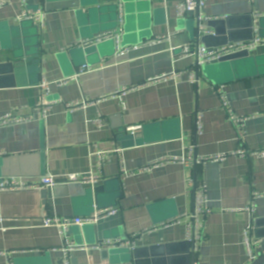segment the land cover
I'll list each match as a JSON object with an SVG mask.
<instances>
[{
    "label": "crops",
    "instance_id": "0c3cea01",
    "mask_svg": "<svg viewBox=\"0 0 264 264\" xmlns=\"http://www.w3.org/2000/svg\"><path fill=\"white\" fill-rule=\"evenodd\" d=\"M9 1L0 9V62L19 46L39 56L38 65L29 63L24 75L0 76V116L32 115L44 80L51 83L47 100L53 108L44 120L33 115L27 122L0 127V179L91 170L102 178L95 186L59 183L49 191L46 205L41 188L0 191V252L5 253L0 264H67V259L70 264H119L114 247L103 243L145 229L154 230L134 245L172 246L163 257L180 264L193 258L196 264H250L264 254V157L230 154L243 147L264 149V44L234 68L225 64L223 76L214 73L222 66L219 61L197 67L196 56L181 51L185 45L215 48L249 40L254 32L264 39V0H206L199 13L200 37L197 15H177L182 0H123V45L129 47L123 56L116 55L114 40L77 45L116 26L114 0ZM24 11H43V25L20 20ZM228 18L229 30L220 23ZM84 65L93 70L75 77ZM174 69L183 72L177 84L149 85L73 112L66 108ZM193 73L195 82L190 81ZM218 86L238 115H259L246 122L242 139L227 118ZM134 126L140 128L128 131ZM115 148L122 152L110 154L100 169L91 153ZM222 153L230 155L193 168L170 163L142 170L169 155ZM192 178L205 182L209 200V212L202 217L204 235L196 245L187 237L195 200ZM254 192L262 195L250 213L246 208ZM95 201L118 212L93 225L73 226L66 238L57 228L41 225L44 217H88L97 209ZM246 233L258 242L255 256L248 253ZM66 241L77 246L68 255L62 249Z\"/></svg>",
    "mask_w": 264,
    "mask_h": 264
},
{
    "label": "built area",
    "instance_id": "2783aa9c",
    "mask_svg": "<svg viewBox=\"0 0 264 264\" xmlns=\"http://www.w3.org/2000/svg\"><path fill=\"white\" fill-rule=\"evenodd\" d=\"M9 3H11L9 0H0V9L7 6ZM206 4V0H182L180 4L177 6V15L178 17L185 18L192 13H200V10L203 9V7ZM44 12L38 11L36 13H30L27 11H24L20 16V20H32L34 23L40 22L41 25H43V18H44ZM117 26L115 29L99 33L95 35L92 38L89 39H82L80 40L77 45L80 47H90V46H96L99 43L106 41V40H114L115 46H116V55L117 56H123L129 51V47H126L123 45V37L125 33V24L126 23V14L124 9L123 0L117 1ZM264 44V39L261 38L257 33L254 32V36L252 39L244 40V41H238V42H228L224 45H219V47L210 48L205 45H185L184 47H181V51L183 55H195L196 56V64L197 67H200L202 65H205L207 63L216 62L222 60L223 58L240 53V52H248L252 53L254 52L258 47L262 46ZM93 69L88 67L87 65H84L81 67L78 74L75 75V77H78L79 74H83L89 71H92ZM183 72L172 70L168 73H163L161 75L151 77L147 79L144 83H141L136 86H126L122 87L121 89L115 91V93H110L108 95H102L98 99L94 100H83V101H73L66 104L67 110L70 112L76 111L81 108H87L88 106L99 104L101 101L107 100L109 98H117V97H124L128 93H132V91L149 86L154 85L158 83H164L173 81L174 83H178V81L182 78ZM196 75L193 73L190 76V81L195 82ZM49 82L43 81L40 83V88L42 89V96L41 101L38 105L33 108V114L32 115H21L17 114L15 112H9L3 116H0V127L7 126L8 124H15L24 122L33 117V115L37 116L39 119H46L53 108V104L47 100L48 93H49ZM215 91L220 96L222 101V106L224 110L227 113L228 120L236 127L237 131H239V136L242 139L244 136V127L248 120L254 117H258L259 115H254L252 117H245L238 115L230 101L227 99V96L223 93V90L221 87H215ZM97 126L101 127L103 125V120L101 118H98L96 121ZM140 126H134L131 128H128V131L134 132L137 129H139ZM200 129V128H199ZM122 152L120 148H115L112 151H95L91 153V156H97L98 165L99 168L102 169V166L105 162L108 161L110 158V154L112 153H120ZM231 155H240V156H248V157H264V149L259 150H253L248 148H240L236 151L233 150ZM230 154L228 153H222V154H216L209 157H179L175 155H169L162 158L155 159L150 162L146 167H144L142 170L148 171L157 167H161L163 165H167L170 163H181L185 164L188 167H195L199 164H205L207 162H219L224 160L227 156ZM102 176L98 172H94L93 170L87 172V173H68L62 176H52V175H46L43 177H39L37 179H26L22 177H6L0 180V191H10V190H21V189H35V188H53L59 183H82L87 184L91 186H95L100 180ZM192 182L195 184V196H194V210L192 214L190 215V221L188 224V232L187 237L190 241L196 245L197 241L201 240L203 238V222L202 217L205 216L209 212V200L207 196V186L205 182L196 181L195 178H192ZM262 194L254 192L252 194V199L246 210L250 213L254 212L255 210V200L259 198ZM118 212V209L115 207L112 208H103V209H95L93 214H91L88 217H60V216H50V217H44L41 221V225L43 227H55L57 228L59 234L66 238V236L69 234L70 229L73 226H84L87 224H96L101 219L110 217L112 215H116ZM177 220L173 221V223H176ZM172 223V224H173ZM154 229H145V231H141V233H137L126 240H107L103 243L104 246L107 247H118L123 246L127 244L134 245L135 239L143 235V233L150 232ZM246 245L248 249V253L251 256H255V246L258 242H254L250 234L246 233ZM64 253L68 255L69 251L71 249L77 248V246L73 243L65 242L64 244ZM102 246V245H101ZM5 253L0 252V255H3ZM67 264H70V260L67 259ZM106 264V263H102Z\"/></svg>",
    "mask_w": 264,
    "mask_h": 264
},
{
    "label": "water",
    "instance_id": "95a60500",
    "mask_svg": "<svg viewBox=\"0 0 264 264\" xmlns=\"http://www.w3.org/2000/svg\"><path fill=\"white\" fill-rule=\"evenodd\" d=\"M117 1L118 0H114V5H115L114 7L116 9V12H117ZM191 15H197L196 16L197 20L195 22V30L197 31V33L200 37L202 25H201V22L199 19V13H192ZM117 18H118V15H117ZM29 21L34 23V21H32V20H29ZM217 23H219V22H217ZM220 23L223 25L222 28L228 27V30L230 29L229 18L226 20H220ZM116 26H117V24H116ZM116 26L113 29H115ZM248 27H250L249 30L253 34V28H254L253 25L251 24ZM113 29H111V30H113ZM224 33H225V29H224ZM216 34H218L217 30H216ZM206 37L207 36L205 35L202 38L205 39ZM248 38L252 39L253 35H251ZM233 40H237V39H233ZM246 40H247V38H246ZM238 41H234V42H238ZM38 56L39 55H37V54H35V55L28 54V50L26 48H23V46L17 47V49L12 53V56L10 59L0 62V76L14 74V75H17L20 77V76L24 75L28 71V64L29 63H33L35 65V67L38 65V60H37ZM250 57H251L250 53H248V52H240V53H236V54L227 56V57L223 58L222 60H220V63L222 64V66H220L219 68L214 70V73L223 76L227 72V68H226V66H224L225 64L228 63L229 65H231L232 68H234L236 66V64L238 65L240 63V61H242V60L246 61ZM51 189L52 188L42 189L41 199H42L43 205H46V203L48 201V197H49L48 196L49 191ZM95 192L99 193L100 191H98V189L94 190V191L93 190L88 191V193L91 196ZM95 205H96L95 208H97V209H103L106 207H111V206H102L98 203V201H95ZM112 206H115V204ZM94 210H93V212H94ZM69 234H70V231H69ZM171 250H172V246H169V245H163V246L157 245V246L141 249L139 247H136L135 245L127 244V246L123 245V246L114 247L112 250V252H113L112 255H113L114 259L116 260V262H118L119 264H180V263H178L179 261L176 259H173L171 257H169V258L163 257L165 254H171ZM186 263L187 264H196L194 258L189 262L187 261ZM250 264H264V254L257 255Z\"/></svg>",
    "mask_w": 264,
    "mask_h": 264
}]
</instances>
